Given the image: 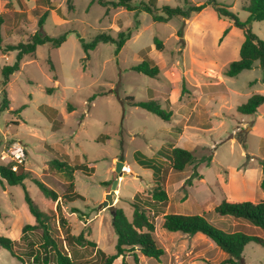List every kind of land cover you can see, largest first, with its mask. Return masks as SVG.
<instances>
[{
  "label": "rangeland",
  "instance_id": "obj_1",
  "mask_svg": "<svg viewBox=\"0 0 264 264\" xmlns=\"http://www.w3.org/2000/svg\"><path fill=\"white\" fill-rule=\"evenodd\" d=\"M147 1L132 0V5ZM155 1L156 14H162V6L187 8L206 2ZM244 1L215 0L228 6L242 22L248 17L242 10ZM34 9L38 15L46 12L41 33L54 39L64 36L65 41L54 49L49 44L36 47L33 56L22 58L20 70L7 84L3 88L0 84V105L2 89L8 100L7 110L0 112V165L13 163L19 154V165L30 173L22 185L0 184V236L16 242L15 257L0 247V264H57L56 251L66 255L71 264L101 263L96 248L114 254L112 216L101 203L115 178L116 161L130 168V173L118 177L115 190L121 195L133 197L135 190L144 187L134 175H155L154 185L165 191V205L169 204L162 209L150 206L148 211L155 225L154 237L166 248L165 255L159 260L138 257L137 264H220L225 258L205 236L165 231L160 223L163 212L201 214L226 231L264 237L261 230L244 221L212 212L223 199L264 201L259 189L264 175V104L253 115L236 112L251 95H264L263 73L255 63L235 77L223 75L228 64L238 59L243 40L239 29L217 18L210 6L188 19L173 17L160 23L145 12L122 7L109 6L105 14L106 8L96 0H0L2 45L25 42L37 30ZM225 28L229 30L222 37ZM250 28L264 40V21L253 22ZM101 32L115 41L120 32L129 38L116 55L115 43H98L86 59L82 43H90ZM154 37L161 41V51L154 48ZM15 54L0 52V69L13 64ZM144 56L157 65L156 78L130 70ZM92 95L96 96L89 101ZM128 98L156 101L172 114L170 121L128 105ZM171 145L190 151L197 160L210 158V163L176 172L166 162L156 164L155 160L150 168H143L134 160L135 151L162 160L158 150L167 152ZM58 163L73 169L74 192L83 200L61 198L69 179L57 170ZM81 166L84 168L79 169ZM31 179L53 190L57 200L44 198ZM22 186L48 217L54 246L44 247L40 227L26 230L21 238L22 227L34 225ZM150 189L146 187L138 199L148 198ZM121 206L130 218L132 208L124 203ZM61 217L64 225L58 222ZM88 241L96 248L87 245ZM121 261L119 257L113 264ZM123 261L134 264L129 253ZM237 264H264V247L247 244Z\"/></svg>",
  "mask_w": 264,
  "mask_h": 264
},
{
  "label": "trees",
  "instance_id": "obj_2",
  "mask_svg": "<svg viewBox=\"0 0 264 264\" xmlns=\"http://www.w3.org/2000/svg\"><path fill=\"white\" fill-rule=\"evenodd\" d=\"M69 2V0H68ZM92 2V1H91ZM155 0H149L147 3H140L139 5H132V0H96V3L103 8H106L105 14L108 13V7L113 8L122 7L127 11L145 12L151 16L153 22L166 23L173 17H179L188 19L193 14L200 13L204 8L210 6L217 18L224 19L230 22L231 26L239 29L242 33L243 40L238 51V59L231 61L225 68L223 75L226 77H235L244 70H250L255 63L259 64V67L263 73L262 83L264 84V40L258 38L250 28V24L253 22L264 21V0H245L242 5V10L248 14L245 21H240L237 15L229 11V7L218 4L215 0H206L205 3L199 5H189L187 8H180L178 6H162L160 11L162 14H156ZM189 4L188 2H186ZM68 9H72L71 5H68ZM34 13L37 10H33ZM36 20L37 30L27 36L25 42H18L16 44L2 45L0 37V52L9 53L14 51L15 60L11 65H4L0 69L2 77L1 87L7 84L9 77L20 70V62L24 56H33L35 54L36 47L49 44L50 49L58 48L64 41V36L59 38H50L43 33L40 29L44 23L46 12L38 15ZM2 23H0L1 26ZM229 28H225L222 32V37L228 33ZM118 40L115 41L110 35L104 32L97 33L94 39L90 43H82L84 52L86 53V59H88V52L93 50L98 43H115V55L120 51L125 41L129 38L126 33H118ZM154 48L157 51H161L162 43L157 38H153ZM50 70L53 71V66L48 60ZM130 70L136 73L143 74L149 78H156L159 72L157 65L152 59L147 56L136 65L130 67ZM47 93H51L47 90ZM2 102L0 105V112L7 110L8 100L6 99V91L1 90ZM96 95H92L89 101H92ZM128 105L143 109L163 121H170L172 114L169 111L161 109L160 105L150 99L147 101H134L133 98H128ZM264 104V95L254 94L251 95L246 102L236 107V112L240 115H253L257 111L260 105ZM71 106L67 105V111L70 112ZM54 130H57V126H52ZM239 143H243V140H239ZM158 154L165 158L169 162L171 170L181 172L185 167L191 165H197L198 163H204L206 166L210 163V158L196 159L193 154L185 149L171 146L167 152L166 149L158 150ZM134 160L137 164L143 168H150V164L154 161L153 158H147L139 151L133 153ZM83 166H81L82 169ZM84 168V167H83ZM57 170L64 172L69 179L66 192L63 193L61 198L67 202H73L76 199L83 200L82 196L74 192L73 183V169L65 164L58 163ZM29 172L25 171L20 165H17L15 171L12 170V163L6 165H0V184L4 182L8 186L22 185L23 180L29 178ZM155 174V172H153ZM190 178L187 179V182ZM31 181L38 187L44 198H48L51 201H56L58 195L45 186L42 182L31 179ZM24 191V203L28 213L34 219V225H24L21 229L23 237L26 230H33L40 227L42 229L41 237L44 241V247H52L54 243L50 239L49 230H52L51 225L48 223V217L40 211L32 199L29 197L28 192L22 186ZM259 189L264 192V175L259 183ZM150 195L144 201L138 199L136 194L129 205L132 208V215L130 219H127L122 209L113 208L114 216L111 218V227L113 234L116 237L115 253L112 255H106L100 249L96 248V244L88 241L86 244L92 248H96V255L99 257L101 263L92 264H113V262L121 257V264H127L123 261L125 253H129L132 257L134 264L138 262V255L147 258L159 260L165 251L159 246L154 237V222L149 216V209L151 207H164L167 202V195L163 189H161L156 183L150 189ZM213 214L218 217H228L234 220H241L250 224L251 226L261 230L264 233V201H230L227 199L221 200V202L213 208ZM155 213L153 212V215ZM1 216V213H0ZM61 225L65 224V219L60 218ZM162 228L167 232H179L185 235L193 236L195 234H202L225 255V258L220 264H237L241 260V255L245 246L249 243H254L260 247H264V237L257 235H250L241 231H226L215 225L211 224L204 215L201 214H178L167 213L162 216ZM16 242L10 240L7 237L0 236V247L9 252L12 257H15L13 253V247ZM57 264H71L66 255H61L56 251ZM45 264V261H43Z\"/></svg>",
  "mask_w": 264,
  "mask_h": 264
},
{
  "label": "crops",
  "instance_id": "obj_3",
  "mask_svg": "<svg viewBox=\"0 0 264 264\" xmlns=\"http://www.w3.org/2000/svg\"><path fill=\"white\" fill-rule=\"evenodd\" d=\"M177 139H178V134H177ZM172 147H173V145H171ZM153 159H154V161L156 160V164H162V162H166V164L169 166V162L165 159V158H163L162 157V160H160V159H157V158H155V157H153ZM136 162V161H135ZM161 162V163H160ZM123 163V168L124 169H126V170H124L123 171V174H124V176H125V173H130V168L128 167V165H126L124 162H122ZM137 164V163H136ZM164 165V164H163ZM138 166H140V165H138ZM166 166V165H165ZM141 167V166H140ZM87 168H89V169H91L92 171H94V168L93 167H87ZM112 169H113V167H112ZM170 170H171V168H170ZM156 175H157V173H156ZM154 176L155 175H150V176H147V177H141V176H139V175H134V178L136 179V180H138L139 182H141V183H144V184H142L144 187L143 188H141V187H139L137 190H135V192H134V194H133V197L136 195V194H139V193H141V192H143V190H145L146 189V187H153L154 186V181H153V178H154ZM144 179H147L148 181H143ZM120 180H117V185H118V182H119ZM151 182V185H149L148 186V183H150ZM117 187V186H116ZM116 195L114 194L113 195V204H114V206H113V208H120V209H122V211H123V208H122V204L124 203V204H127L129 207H131L130 205H129V201H131L132 199H133V197H125V196H123V195H121V193H120V190L117 188L116 190ZM106 192H108V190L107 189H105V191H104V193H103V195H105L106 194ZM120 199H122L121 201H120ZM165 207H169V204L166 206H164L163 208H165ZM157 208H159V209H162L161 207H157ZM123 213H124V211H123ZM167 213H170V212H163L162 214H161V217H160V223H162V216L164 215V214H167ZM174 213H177V212H174ZM178 214H184V213H178ZM124 215H125V213H124ZM131 215H132V213H131ZM126 216V215H125ZM33 218V217H32ZM126 218L127 219H130L131 218V216H130V218H128L127 216H126ZM154 228H155V225H154ZM155 230V229H154ZM173 233V232H172ZM167 234V233H166ZM199 234V233H198ZM195 235H197V234H195ZM200 235H202V234H200ZM203 236V235H202ZM8 238V237H7ZM11 240V239H10ZM13 241V240H12ZM158 243V242H157ZM159 244V243H158ZM161 248H163V250L165 251V253H166V248H164V246L163 245H159ZM165 255V254H164ZM163 255V256H164ZM162 256V257H163ZM138 257H142V256H140V255H138ZM161 257V258H162ZM144 258V257H143ZM160 259V258H159Z\"/></svg>",
  "mask_w": 264,
  "mask_h": 264
},
{
  "label": "water",
  "instance_id": "obj_4",
  "mask_svg": "<svg viewBox=\"0 0 264 264\" xmlns=\"http://www.w3.org/2000/svg\"><path fill=\"white\" fill-rule=\"evenodd\" d=\"M123 169V163L116 161L115 162V167H114V173H115V178L113 179L110 190L106 192L104 195V200L101 203L102 208L107 209L110 212V215L113 217L114 216V211H113V195L115 192V188L117 186V180L119 176H124L122 173Z\"/></svg>",
  "mask_w": 264,
  "mask_h": 264
},
{
  "label": "built area",
  "instance_id": "obj_5",
  "mask_svg": "<svg viewBox=\"0 0 264 264\" xmlns=\"http://www.w3.org/2000/svg\"><path fill=\"white\" fill-rule=\"evenodd\" d=\"M10 163H12V162H10ZM20 163H21L20 155L19 154H16L14 156V159H13L12 170L15 171L17 165H19ZM124 170H126V169L123 168V171ZM123 171H122V173H123Z\"/></svg>",
  "mask_w": 264,
  "mask_h": 264
}]
</instances>
